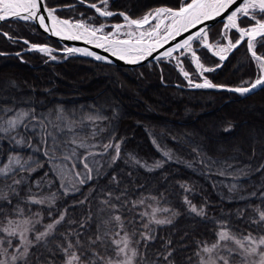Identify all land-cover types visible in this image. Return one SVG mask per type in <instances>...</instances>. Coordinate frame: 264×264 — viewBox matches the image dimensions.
<instances>
[{
    "label": "trees",
    "instance_id": "1",
    "mask_svg": "<svg viewBox=\"0 0 264 264\" xmlns=\"http://www.w3.org/2000/svg\"><path fill=\"white\" fill-rule=\"evenodd\" d=\"M85 2L100 6L101 0ZM183 2L109 0L108 10L125 12L136 19L150 9L161 6L175 9ZM45 4L49 8H56L55 14L61 19L73 22L83 20L93 26L103 24L106 32L111 30L113 24L123 21L120 15L101 17L81 0H45ZM238 23L241 27L248 25L247 20ZM222 26L223 21H219L208 28L210 43L224 42ZM0 33H8L7 37L0 35V108L34 110L36 116L43 118L46 124L51 121L48 131H52L60 142L55 151L58 158L50 160L52 153L48 156L44 153L51 147L52 141L49 139L47 144H41L39 130L35 134L26 133L21 127L11 134L16 139L24 136L25 144H16L8 134L0 133V167L8 163V156L18 155L23 160L31 157L30 166L35 169L16 173L15 179L24 178L20 185L14 186L18 195L7 188L11 180L0 179V195L7 192L10 200L9 203L0 199V225L6 222L5 217L14 220L37 218L39 223L35 224L33 230L36 234L65 213V219L56 226L53 235L46 238L47 244L42 242L32 247L34 255L30 257L31 264H48L49 261L51 264H63L65 256L57 245L66 244L64 235L74 243L76 235L69 234H79L86 248L89 238H95L100 221L109 220L112 215L121 216L124 229L111 221L106 229H102L111 233L106 240L110 243L112 239H120L126 231L130 245L142 254L136 256L134 264H165L157 253L166 250L165 244L169 240L171 244L168 247L175 250L176 264H189L188 258H191V264H197L195 253L203 243L211 245L217 240L220 221H225L237 236L247 232L264 234V230L248 222L250 218L255 219L251 210L253 207L260 205L264 208V199L260 196L264 191V171H253L247 175L240 171H247L246 166L255 169L264 163V89L258 88L254 93L243 96L227 90L190 87L170 59L124 67L110 66L78 54L58 52L63 45L41 33L30 21H2ZM228 38L235 42L238 33L230 30ZM23 40L49 46L56 59L30 50ZM193 47L198 49L197 56L204 67L215 69L204 73V77L213 83L236 87L242 81L253 82L258 75L256 62L247 51L246 41L228 53L219 68L216 66L221 61L206 48L197 42H193ZM256 51L257 55H264V48L258 47ZM180 60L184 70L189 72V78L200 81L202 77L196 74L190 58L181 57ZM9 81H14L16 86L11 87ZM11 114L0 111V117ZM60 115L65 120L58 119ZM89 115H101L106 119L93 123L86 119ZM67 121L74 122L71 130L65 127ZM229 124L233 126L232 130L223 131ZM94 128L104 131L92 136ZM73 138L83 140L89 147L80 148L72 144ZM121 138L124 143L120 158L110 164L114 150L109 149L101 156L102 145L109 140L115 143ZM29 139L33 147L27 146ZM73 148L76 157L64 160V154L70 155ZM167 150L172 151V160L163 156L162 153ZM90 152L97 155L89 156ZM128 153L134 154L141 164L151 167L157 161H162L163 166L149 170L141 165L126 163ZM207 157L217 163H212ZM81 160L93 168V179L83 185L76 184L78 191L75 192L71 191L72 184H67L65 187L69 191L65 194L54 166H66L69 178L75 182L78 178L74 174L86 171ZM93 160L100 162L102 174L99 176L96 175ZM220 162L232 167L226 168ZM113 176H116L118 183L112 182ZM182 184L190 190L182 188ZM233 185L236 186L235 190H232ZM108 192L114 194L111 202L117 204L118 208L106 210L98 216V210L102 207L100 201L108 198ZM252 192H256V196H251ZM53 193L55 200L52 203L38 204L28 200L29 196L41 199ZM121 193V200L116 201L115 196ZM185 197L198 208L203 206L205 216L190 214ZM141 199L144 200L143 204L133 206L132 201ZM150 199L159 207L168 209L166 213L170 214L171 224L149 222L142 215L145 202ZM17 207L23 210L22 213L15 211ZM238 211H243L244 216L237 215ZM145 224L148 225L147 229ZM144 233L155 239L144 240ZM4 236L6 234L0 232V237ZM7 239L12 244L17 241L16 238ZM198 241L202 244L198 245ZM4 247H8L7 243ZM94 247L101 255L114 256L116 245L112 244L107 250L99 244Z\"/></svg>",
    "mask_w": 264,
    "mask_h": 264
},
{
    "label": "snow or ice",
    "instance_id": "2",
    "mask_svg": "<svg viewBox=\"0 0 264 264\" xmlns=\"http://www.w3.org/2000/svg\"><path fill=\"white\" fill-rule=\"evenodd\" d=\"M85 2V0H81ZM43 0H0V21H4L8 18H17L24 21L36 20L39 25L45 29V31H50L52 35L57 37L66 38L69 40H86L88 44H94L96 48L105 49L110 52L112 56L118 57L122 61L128 63H137L143 61L146 57H149L153 52L162 48L169 41H173L176 37L180 36L181 33L188 32L189 29L196 28L197 25L203 24L205 21L214 19L221 16L222 14L228 12L226 16V22L223 25V32L221 35L227 39V34L230 30H235L238 33V38L235 42L228 40L227 44L220 45L217 44L216 51L214 55L219 57L221 64H218L216 67H222V62L227 59V54L232 52L242 42L246 41V47L248 53H250L251 58L256 62L258 68V75L254 82L242 81L240 86L230 87L225 84H216L210 81L207 78H203L202 82H195L189 78V72L184 70L183 64L180 60V57L190 58V63L195 64L197 69V75L199 77H204L205 72L215 71L213 68H205L201 63L200 58L197 56L198 49L193 48V42L199 43L202 47L211 50L213 45L208 42L209 33L207 27H200L197 31L192 32L181 42L174 44L172 47L167 48V50L161 52L157 57V60L171 58L174 53H179L176 59L177 69L188 79V84L190 87L199 88V89H221L227 90L235 93H239L243 96L254 93L256 89H264V55H257L256 49L258 47L264 48V0H184L178 8H171L167 6L157 7L155 9H150L149 12L145 13L142 17L132 19L125 12L115 13L111 10H108L109 0H101L100 6L96 3H91L89 7L95 10L96 13L101 17H111L114 15H120L124 19L123 24H115L113 26L114 31L104 33L105 25L101 24L99 27L92 26L84 22L83 20L79 21H70L68 19H60L56 16L57 9L49 8L45 4V11L47 12V18L50 21L46 23V18L44 15L40 14L41 5ZM235 6V7H233ZM229 9H232L229 12ZM260 17V18H258ZM247 20L248 26L241 27L238 21ZM155 21L153 24L152 22ZM145 25L148 26L147 30L144 29ZM127 28L128 31L125 35L128 37L126 39H121V29ZM163 33V34H161ZM0 35L8 36V33H0ZM11 39V37H9ZM27 43V41H25ZM30 50H35L40 53L47 54L52 60H55L56 57L52 55L53 49L47 45H37L32 44ZM63 51L67 54H76L80 53L86 56L94 57L96 60H106L107 57L98 55L96 52H93L86 48H77V47H66ZM19 55V53H17ZM8 84L11 87H15L14 81H9ZM248 84L249 86H244ZM5 114H10L4 117H0V133L8 134L12 141L16 144H25L24 136H21L20 139H16L15 136H11L13 132H16L17 129L23 127L25 132H32L33 134L39 130V140L41 144H47L48 140L52 141V145L45 151V155L48 156L49 153H52L50 160L57 159L55 156L56 149L60 146V142L57 140L56 135L52 131H48L49 124L44 122L43 118L36 116L34 110H14L12 108H0ZM61 113L63 109L60 110ZM58 119L65 120L63 115L58 116ZM88 121L95 123L106 119L101 115H89L86 117ZM27 121V122H26ZM35 121V123H32ZM38 126V129H37ZM65 127L71 130L74 127L73 121H67ZM232 125L229 124L226 128L223 129L225 132L232 130ZM63 131V129H58ZM104 131V129H93L91 135L97 136L99 132ZM113 140L115 137L112 138ZM72 144L77 145L80 148L89 147L84 143L83 140L77 141L73 138L71 141ZM124 143L123 138L116 140L115 143L112 140H109L108 143L103 144V152L100 153L101 156L104 153H107L109 149L114 150V155L110 157L109 163H115L116 160L120 158L121 155V145ZM155 144V141H153ZM28 147H33L30 142V139L27 144ZM66 147V145H65ZM159 148V146H157ZM38 150V149H36ZM223 150V149H221ZM194 152L197 149H193ZM163 156L168 160H172L174 155L171 150L164 151ZM200 155V153H197ZM89 156H95L96 153H89ZM128 160L126 163H132L133 165H141L145 168L151 167L159 168L163 166L162 161H157L151 167L147 164H141V161L137 157L128 153ZM253 155H256L255 149H253ZM76 157V150L73 148L71 154L65 153L62 157L64 160H72ZM251 159V158H250ZM207 160L211 161L210 157H207ZM32 158L29 157L27 160H23L18 155L8 156V163L4 164L3 167H0V179L11 180L10 184H7V188L14 195H18L14 186L21 184L24 179H15V175L18 171H35L31 168L30 162ZM204 162V161H201ZM212 163H217V161H211ZM83 168L86 170L85 173L76 172L74 175L78 179L73 182L71 178L68 177L67 172L65 171L66 166L56 165L54 166V171L57 176L61 179V188L64 189L65 194L68 193L69 189L65 187L63 181L65 179L69 180V183L72 184L71 191H78L76 184L83 185L88 181L93 179V168L89 167L87 162L81 160ZM226 168H231V164L226 162H220ZM92 164L95 167L96 175H101L100 171V162L93 160ZM191 167V165H188ZM73 168L76 167L75 164L72 165ZM247 171L241 169V173L247 175L250 172H261L264 171V163L259 164L258 167L253 169L250 165L246 166ZM223 175V171H221ZM112 182L118 183L116 176L112 177ZM39 184V182H37ZM182 188L185 190H190L187 185L182 184ZM235 185L232 186V190H235ZM107 199L100 201L102 207L98 210L97 215L107 211L117 210L118 205L112 203L113 193L108 192ZM251 196H256V192H252ZM123 196L121 193L120 196H115L116 201H120ZM261 199H264V191L260 193ZM0 199L8 201V193L5 192L0 195ZM152 199H156L153 197ZM28 200L32 203L44 204L52 203L55 200V194L53 193L50 197L36 199L34 196H29ZM80 203H83L81 201ZM144 200L132 201L133 206L136 204H143ZM185 203L188 206V211L190 214H194L198 217L205 216V209L203 206L197 207L192 204L190 200L185 197ZM252 212L255 214V219H249V223L254 225L257 229L264 230V208L260 205L253 207ZM17 213H22V209L17 207L15 209ZM157 209H153V222L156 224H171V219H155L154 213ZM168 211V209H164ZM142 215H148V213H143ZM173 215H177L173 213ZM237 215L243 217L244 212L238 211ZM91 214L89 219H91ZM65 219V213H61L59 219L53 220L52 223L44 226V231L36 232L34 239L28 238V232L32 231L31 227L34 223H39V221L25 220L23 221V227L21 223L5 217L6 222L0 225V232L6 234L4 237H0V256L9 257L8 248L13 247L12 241L7 239V237L19 236V244L15 245L17 251L10 254V257L7 259H0V264H31L30 257L34 254L31 249L33 246H36L40 243L47 244L48 237L52 236L57 225H59ZM115 221L117 225L124 229V222L120 215H112L109 220H101L97 225V234L95 238H89L88 246L85 248L79 239V234L70 233L69 235H76V240L73 243L71 240H68L67 235H64L66 240L65 245H57V249L62 252L65 256L63 264H134V258L137 255H141L135 248H130L129 241L130 237L125 231L124 235L120 239H112L110 243L106 240L111 233L106 229L107 225ZM83 223V222H82ZM144 227L147 229L148 225L145 224ZM220 230L216 232L217 240L208 245L207 243L197 242L198 245L202 244L199 247L195 255L198 257L197 264H264V234L256 235L253 232H247L237 236L228 224L225 221L219 222ZM119 235V233H116ZM144 240L150 241L155 239L154 236L149 235L148 233L142 234ZM232 246H230V244ZM7 243L8 247H4V244ZM99 244L100 247L107 250L112 244L116 245V248L113 250L114 256L101 255L99 251L94 247ZM171 244V241H167L165 244V251L163 253H157L158 256L162 257L165 264H176L174 259V249L168 247ZM88 253V255H85ZM204 254H207L206 256ZM123 257L122 259H116L115 257ZM39 257H37V262ZM189 264H191V258H188ZM51 264V261L48 262ZM155 264V262H153Z\"/></svg>",
    "mask_w": 264,
    "mask_h": 264
},
{
    "label": "water",
    "instance_id": "3",
    "mask_svg": "<svg viewBox=\"0 0 264 264\" xmlns=\"http://www.w3.org/2000/svg\"><path fill=\"white\" fill-rule=\"evenodd\" d=\"M80 1V0H79ZM190 2V1H189ZM239 2V0H238ZM85 6L89 7V5L91 4V2H84ZM45 0H43V3L41 5V11H40V14L41 15H44L45 18H46V23H49L50 24V21L48 20L47 18V12L45 11ZM235 7V6H233ZM91 8V7H89ZM92 9V8H91ZM94 10V9H93ZM232 9H229V12L231 11ZM95 11V10H94ZM115 13H118V12H115ZM120 13V12H119ZM98 14V13H97ZM229 13L226 12L224 14H222L221 16L219 17H216L214 19H211V20H208V21H205L203 24L201 25H197L196 28H192V29H189L188 32H184V33H181L180 36L176 37L175 40L173 41H169L167 44H165L162 48L158 49L157 51L153 52V54L149 57H146L143 61H140V62H137V63H128L126 61H122L120 60L118 57H114L112 56V54L108 51H106L105 49H101V48H96L94 44H88L86 42V40H69V39H66V38H62V37H57L55 35H52L50 31H45L44 28H42L38 21L36 20H29L30 22H32L35 26L36 29H38L41 33H43L44 35H46L47 37H49L50 39H53L55 41H57L58 43H60L61 45H63L64 47H77V48H86V49H89L93 52H96L98 55H101V56H104V57H107L106 60H96L94 57H90V56H86V55H83V54H80V53H76L78 55H82V56H86V57H89L93 60H96L98 62H101V63H105V64H110L111 65H116V66H124V67H135V66H138V65H141V64H144L146 62H150V61H157V57L159 56V54L165 50H167V48L169 47H172L174 44L176 43H179L181 42L184 38H186L188 35H190L192 32H195L197 31L200 27H207V29L212 26L213 24L219 22V21H224L225 17L228 15ZM9 19H17V18H8L6 20H9ZM61 19V18H60ZM4 20V21H6ZM19 20H22V19H19ZM2 22V21H0ZM29 44V43H28ZM58 52H63L65 53L63 50H57Z\"/></svg>",
    "mask_w": 264,
    "mask_h": 264
},
{
    "label": "rangeland",
    "instance_id": "4",
    "mask_svg": "<svg viewBox=\"0 0 264 264\" xmlns=\"http://www.w3.org/2000/svg\"><path fill=\"white\" fill-rule=\"evenodd\" d=\"M75 22V21H74ZM124 23V19H123V21L120 23V24H123ZM153 24L155 23V21H153L152 22ZM224 23H225V20L223 21V25H224ZM116 24H118V23H116ZM115 24H113L112 25V28H111V30H109L108 32H111V31H114V29H113V26H114ZM93 26V25H92ZM100 26V25H99ZM99 26H96V27H99ZM248 26V25H247ZM148 29V26L147 25H145V27H144V29H142V30H147ZM222 29H223V26H222ZM128 31V29L125 27V28H123V29H121V34H120V38L121 39H126V38H128L126 35H125V33ZM104 33H107L105 30H104ZM161 34H163V33H161ZM228 40H229V38H228V34H227V39H225L224 38V42H220V43H211L212 45H213V48L211 49V50H209V49H207L208 51L207 52H209L210 54H212L213 56H215L214 55V52L216 51V45L217 44H220V45H224V44H227L228 43ZM208 42H209V40H208ZM210 43V42H209ZM37 45H42V44H37ZM200 45V44H199ZM201 46V45H200ZM28 48H31V46H29L28 45ZM64 48H66V47H63L61 50H63ZM194 48V47H193ZM45 54V53H44ZM67 54V53H66ZM179 55V53H174L173 54V57H171V58H165V60H171V61H173V64H175V67H176V57ZM215 57H217V56H215ZM181 58V57H180ZM218 59H219V57H217ZM220 60V59H219ZM192 65L194 66V68H195V64L194 63H192ZM257 65V64H256ZM176 69H177V67H176ZM178 70V69H177ZM195 70H196V74H197V69L195 68ZM179 71V70H178ZM179 73H180V75L182 76V77H184V75L179 71ZM185 78V77H184ZM203 78H205V77H202L201 78V80L200 81H198V82H202L203 81ZM185 81L188 83V79H186L185 78ZM254 82V81H253ZM65 171L67 172V175H68V177H69V174H68V170L67 169H65ZM65 184V186L67 185V184H69V180L68 179H65L64 181H63ZM153 209H157V211L154 213V215H155V219H159V220H163V219H169L170 218V214H168V213H166V211H164V209L165 208H161V207H159L157 204H156V202L154 201V200H152V199H150L149 201H146L145 202V207H144V209H143V212L144 213H148V215H145L146 216V218H147V220L150 222V221H153ZM14 220V219H13ZM16 221H18V222H20L21 223V226L23 227L24 225H23V221H25V220H31V221H33V222H35V221H37L38 219L37 218H20V219H15ZM35 224L36 223H34V224H32V225H28V227H31L33 230H34V226H35ZM33 230L32 231H30V232H28V238L29 239H31V237H33L34 236V234H35V232H33ZM42 231H44V229L42 230ZM42 231H40V232H42ZM11 238H16V240L17 241H15V243H13V247L12 248H10V249H8V254H9V257H10V254L11 253H13V252H15V251H17V249L15 248V245H17V244H19V236L17 235V236H13V237H11ZM229 244H230V242H229ZM129 246H130V248H133V246L132 245H130V243H129ZM230 246H232L231 244H230ZM205 256L207 255V254H204ZM9 257H5V256H0V259H7V258H9ZM123 257L121 256V257H118V259H122ZM136 258V257H135ZM135 258H134V262H135Z\"/></svg>",
    "mask_w": 264,
    "mask_h": 264
},
{
    "label": "bare ground",
    "instance_id": "5",
    "mask_svg": "<svg viewBox=\"0 0 264 264\" xmlns=\"http://www.w3.org/2000/svg\"><path fill=\"white\" fill-rule=\"evenodd\" d=\"M224 20H225V22H226V17H225V19H224Z\"/></svg>",
    "mask_w": 264,
    "mask_h": 264
}]
</instances>
